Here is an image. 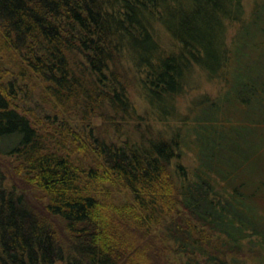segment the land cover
<instances>
[{
  "label": "trees",
  "instance_id": "obj_1",
  "mask_svg": "<svg viewBox=\"0 0 264 264\" xmlns=\"http://www.w3.org/2000/svg\"><path fill=\"white\" fill-rule=\"evenodd\" d=\"M243 2L0 0V153L33 192L0 186V264H160L165 241L184 264H247L241 252L262 249L264 180L248 189L236 173L258 149L219 126L218 98L192 102L207 107L173 134L149 120L170 114L193 66L226 83ZM239 58L235 99L264 114V60Z\"/></svg>",
  "mask_w": 264,
  "mask_h": 264
},
{
  "label": "rangeland",
  "instance_id": "obj_2",
  "mask_svg": "<svg viewBox=\"0 0 264 264\" xmlns=\"http://www.w3.org/2000/svg\"><path fill=\"white\" fill-rule=\"evenodd\" d=\"M243 1L246 10V16H244L246 25L242 28L243 30H240V40H234L231 51L234 52L232 61L233 64H235L232 69H226V71L230 70V74L225 77L226 83L224 80V75L221 74L224 69L217 73L221 75L211 77L199 66L191 67L185 75L184 87L182 88L180 96L173 100L172 105L170 104V114L165 116V118L162 117L161 119H163V121L161 122L154 121L151 118L149 119L148 115L146 114V110L150 111V109L148 108L147 102L138 95V91L132 96V100L138 108L139 115H142L145 118L147 117L157 129L166 130L168 133L173 134V131L175 130L177 125L179 126L180 124H184V122L188 119L191 120L190 123H192V117L196 116L199 110H205V108L207 107L206 101H199L197 107L194 106V104H191L192 102H195L200 98H209L213 100L218 98L217 106L220 109L216 117L219 122V126H223L229 129L243 128L244 134L247 135V144H249V149L255 146L258 149V153L256 152L255 154H252V151L248 152V156H246L245 158L247 159L245 169L242 168L241 171L236 172L237 175L241 176L242 174V177L244 176L247 188L253 189L252 187L255 186L254 182L264 180V114H253L250 110L251 103L244 108L235 99L237 86L235 87L234 82L239 72V66L244 65L247 62V58H239V60H236L237 55L242 51L250 53L251 58L254 61L264 60V32H262V29H264V0ZM234 29L236 28L231 27L227 30L225 37L226 45L227 43H230L233 32L235 31ZM244 30L249 32V35L245 40L241 38V34L245 35ZM157 38L159 39V41L161 40V44L164 47L169 48L170 39L168 38V36H166L165 32L159 29L157 32ZM247 40L249 41L247 42ZM249 60L251 61V59ZM254 61H251L249 63L253 64L252 62ZM226 74L227 72H225V75ZM237 79L239 78L237 77L236 80ZM226 85L227 88H225ZM225 93H228L231 98V102L228 108L229 112L227 115L225 114V111L227 109H225L226 107L224 108V104L222 105L223 99L221 97L224 96ZM261 117L263 118L262 121ZM259 124L261 125L258 126ZM131 126H134V124L132 123ZM255 129H257V131H260V133H257L258 135L256 136H252L251 132ZM185 155L186 156L183 158L182 163H184L185 166H192L195 162L192 154L186 151ZM14 165L15 162L13 158L0 153V186L5 188L16 186L17 191L21 190L27 193L29 192V194L31 195V199H33V192L29 191L23 185L22 181L14 175ZM255 168L257 170L256 173L254 172ZM215 183V185L219 187V182L216 181ZM120 195L118 198L123 199ZM260 195L261 198H264V186H261L259 189L258 196ZM257 208L260 214V218H264V215L261 212L260 204H257ZM155 232H157V230ZM128 234L130 233L128 232ZM131 236L133 239L136 238V236L133 234H131ZM252 239L256 240L254 238ZM159 246L162 249L163 253V257L159 260L160 264H184V262L186 261V258L184 256L175 253L172 243L165 241L164 243L159 244ZM262 246V249H260L261 247L259 245L255 246V248L256 250H262V253L260 255L262 256V260H264V242ZM256 250H245L244 252H241L242 254L239 255L240 257H238V259L246 262L247 264H253L255 259L254 256H256L257 252Z\"/></svg>",
  "mask_w": 264,
  "mask_h": 264
}]
</instances>
